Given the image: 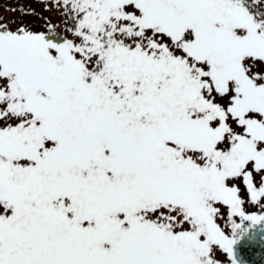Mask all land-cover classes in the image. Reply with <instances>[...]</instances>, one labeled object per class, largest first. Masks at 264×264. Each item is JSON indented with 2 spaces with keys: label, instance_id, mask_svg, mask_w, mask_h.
<instances>
[{
  "label": "snow or ice",
  "instance_id": "1",
  "mask_svg": "<svg viewBox=\"0 0 264 264\" xmlns=\"http://www.w3.org/2000/svg\"><path fill=\"white\" fill-rule=\"evenodd\" d=\"M42 2L60 24L0 17V264H238L264 0Z\"/></svg>",
  "mask_w": 264,
  "mask_h": 264
},
{
  "label": "rangeland",
  "instance_id": "2",
  "mask_svg": "<svg viewBox=\"0 0 264 264\" xmlns=\"http://www.w3.org/2000/svg\"><path fill=\"white\" fill-rule=\"evenodd\" d=\"M32 9L35 10L36 15L30 14ZM25 12H29V14L25 15ZM0 17H7L10 21L24 19L37 25L41 24L40 17L50 19L57 24H60L63 19L56 9L49 11L44 8L42 0H0ZM246 207L249 213L261 211L255 205L249 204ZM237 222H239V218H237ZM228 230L231 231L230 225L228 226ZM219 257L221 262H230L231 260V257L223 252L219 253Z\"/></svg>",
  "mask_w": 264,
  "mask_h": 264
},
{
  "label": "water",
  "instance_id": "3",
  "mask_svg": "<svg viewBox=\"0 0 264 264\" xmlns=\"http://www.w3.org/2000/svg\"><path fill=\"white\" fill-rule=\"evenodd\" d=\"M240 264H264V225H256L245 240L236 245Z\"/></svg>",
  "mask_w": 264,
  "mask_h": 264
}]
</instances>
